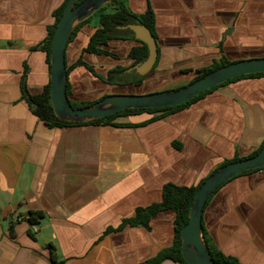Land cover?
I'll return each instance as SVG.
<instances>
[{"label":"crops","instance_id":"0c3cea01","mask_svg":"<svg viewBox=\"0 0 264 264\" xmlns=\"http://www.w3.org/2000/svg\"><path fill=\"white\" fill-rule=\"evenodd\" d=\"M62 1L0 0V264H144L172 244L173 211L153 216L150 229L125 226L103 235L105 229L160 201L165 183L195 185L224 161L255 151L264 140V75L225 82L168 113L116 119L125 127H50L33 113L21 81L29 95L49 82L46 52L36 47ZM124 2L133 13L152 11L158 54L151 71L139 84H110L73 67L70 101L97 100L112 88L132 94L178 88L221 56L264 57V0ZM96 24H83L67 43L66 65L81 56L101 76L132 66L128 52L140 46L133 39L108 41L103 48L115 58L82 52ZM29 211L43 213L36 231ZM202 223L224 254L264 264V167L222 184Z\"/></svg>","mask_w":264,"mask_h":264},{"label":"water","instance_id":"95a60500","mask_svg":"<svg viewBox=\"0 0 264 264\" xmlns=\"http://www.w3.org/2000/svg\"><path fill=\"white\" fill-rule=\"evenodd\" d=\"M67 0L54 28L49 60V102L54 115L65 121L86 122L124 109L163 108L184 103L201 92L241 75L264 72V57L232 61L178 88L145 94H116L102 97L86 107H72L66 94L65 50L74 26L91 16L111 0ZM130 29L134 37L147 46L146 58L126 69L145 76L157 58V41L149 28L136 20L119 26ZM264 167V146L254 155L225 163L205 177L194 193L188 220L180 230V250L188 264H216L203 240L202 214L207 198L221 183L246 170Z\"/></svg>","mask_w":264,"mask_h":264},{"label":"trees","instance_id":"16d2710c","mask_svg":"<svg viewBox=\"0 0 264 264\" xmlns=\"http://www.w3.org/2000/svg\"><path fill=\"white\" fill-rule=\"evenodd\" d=\"M67 0H63L61 4L53 11V17H54V23L48 27V34L46 38L42 41L41 44H39L36 48H40L43 51L46 52V60L49 65L50 60V48H51V39L52 34L54 31V28L56 26V23L62 14V11L64 9L65 3ZM81 0H77L75 4L79 3ZM110 7L109 12H100L97 19V24L95 25V30L89 37L87 45L82 49V52L92 53L96 55H108L113 58L116 57L115 54L109 52L108 50L104 49L103 47L107 45L109 40L112 39H133L140 43V46H134L130 49L128 52V58L133 60V65L142 62L148 53L147 46L145 43L139 41L134 37V33L126 28L121 29L119 26H123L130 23H135L136 20L140 21L141 24L145 25L149 30L151 31L152 35L155 36L154 32V19L151 9H147L143 13H133L127 6V4L124 2V0H111L108 3H106ZM104 5H102L100 9H103ZM92 15L86 18L85 20L77 23L68 39V42L71 41L76 33L79 31L80 27L83 24L89 23L91 21ZM230 61H228L224 56H221L219 59L213 60L211 64L201 67L199 69H196L197 75L190 81H194L207 72L216 69L222 65L228 64ZM76 66H83L89 71H91L94 76L97 78L104 80L107 83L110 84H124V83H133V84H139L141 80L144 78V76L138 75L134 70H132L130 73H125L124 70L125 67H115L110 69L106 76H101L95 72V70L92 68L91 65H89L87 62H85L81 56L71 65H66V72L68 74L69 70ZM50 69V65H49ZM255 75H264V72L259 73H251L246 75H241L238 77H234L232 79H229L225 82H229L244 76H255ZM189 82V83H190ZM223 82V83H225ZM221 83V84H223ZM218 84L210 89H207L203 92H201L199 95L193 97L192 99L181 103L176 106H170V107H163V108H132V109H124L121 111H118L114 114L86 121V122H71V121H65L57 118L52 110V107L49 102V82L44 86L43 90L37 94V95H29L26 86L24 83V78H22L21 81V91L26 98V100L30 103L33 113L37 115L42 121H44L48 126L50 127H61V126H71V125H83V124H92V125H98V124H104V125H111L114 127H125L129 126V124L120 123L117 122L116 119L120 117H125L130 114H136L141 112H149V113H155V112H171L176 109H179L181 107H184L196 99L200 98L207 92L215 89L217 86L221 85ZM70 88L68 80L66 81V94L69 95ZM104 97V96H102ZM101 97V98H102ZM100 98V99H101ZM95 101H82L79 103L70 101L72 107H86L92 105ZM175 145V143H174ZM264 146V140L260 144V146L250 153L248 155L252 156L256 154L262 147ZM245 158V157H243ZM242 158L235 157L234 159L230 161H235ZM230 161H224L221 165L228 163ZM220 165V166H221ZM246 170L242 173L251 172L254 170ZM214 171V170H213ZM212 171V172H213ZM239 173V174H242ZM238 175V174H237ZM205 179L202 178L197 184L185 186V185H176L173 183H165L162 186V196L160 201L153 202L146 206H139L136 207L134 210V214L130 217L123 218L120 222V224L115 227H107L103 233V235L109 233V232H115L123 229L125 226H131V227H143L145 229H150V221L153 216L158 214L159 212H162L164 210H171L174 212V219H173V241L170 246L164 247L161 250L157 252L154 256L148 258L144 264H159L163 260H171L175 262L176 264H188L182 257L181 250H180V230L182 226L187 222L188 220V213L189 209L191 207V204L193 202L194 193L198 186L203 182ZM226 182V181H225ZM225 182L221 183L219 186H217L214 191L211 193V195L207 198L206 203L204 207L209 202L212 195L217 191V189L224 184ZM28 221L30 224H36L37 220L41 219L43 217V213L41 211H29L28 213ZM203 227V223H202ZM203 240L208 248L209 254L211 258L214 260L216 264H242L235 256L224 254L221 250H219L212 242L211 238L205 231L203 227ZM51 247V246H50ZM54 259L52 255V260Z\"/></svg>","mask_w":264,"mask_h":264},{"label":"rangeland","instance_id":"374dc122","mask_svg":"<svg viewBox=\"0 0 264 264\" xmlns=\"http://www.w3.org/2000/svg\"><path fill=\"white\" fill-rule=\"evenodd\" d=\"M110 7L106 4H104V8L103 9H98L96 10L93 14H92V20H96L98 19V15L100 12H109L110 10ZM113 91H106V94L103 95L104 97L105 96H108V95H116V94H132V93H128L125 90V88H112ZM101 98V97H100ZM100 98H98L97 100H99Z\"/></svg>","mask_w":264,"mask_h":264},{"label":"built area","instance_id":"2783aa9c","mask_svg":"<svg viewBox=\"0 0 264 264\" xmlns=\"http://www.w3.org/2000/svg\"><path fill=\"white\" fill-rule=\"evenodd\" d=\"M15 219H16L17 221H20V220H23L24 217H23V215H15ZM31 229H32V231H36V227H35L34 224H31Z\"/></svg>","mask_w":264,"mask_h":264},{"label":"flooded vegetation","instance_id":"af4514ba","mask_svg":"<svg viewBox=\"0 0 264 264\" xmlns=\"http://www.w3.org/2000/svg\"><path fill=\"white\" fill-rule=\"evenodd\" d=\"M125 73H130V72H125Z\"/></svg>","mask_w":264,"mask_h":264}]
</instances>
